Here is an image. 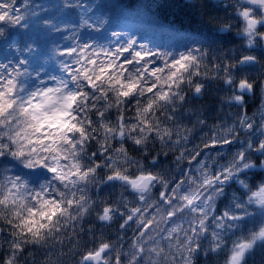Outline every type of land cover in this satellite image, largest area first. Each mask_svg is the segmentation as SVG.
<instances>
[{"label": "snow or ice", "instance_id": "snow-or-ice-1", "mask_svg": "<svg viewBox=\"0 0 264 264\" xmlns=\"http://www.w3.org/2000/svg\"><path fill=\"white\" fill-rule=\"evenodd\" d=\"M0 264H264V0H0Z\"/></svg>", "mask_w": 264, "mask_h": 264}]
</instances>
